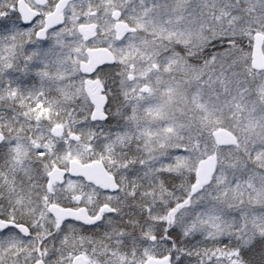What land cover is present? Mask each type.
Returning a JSON list of instances; mask_svg holds the SVG:
<instances>
[{"label": "snow or ice", "instance_id": "obj_1", "mask_svg": "<svg viewBox=\"0 0 264 264\" xmlns=\"http://www.w3.org/2000/svg\"><path fill=\"white\" fill-rule=\"evenodd\" d=\"M0 264H264V0H0Z\"/></svg>", "mask_w": 264, "mask_h": 264}, {"label": "water", "instance_id": "obj_2", "mask_svg": "<svg viewBox=\"0 0 264 264\" xmlns=\"http://www.w3.org/2000/svg\"><path fill=\"white\" fill-rule=\"evenodd\" d=\"M257 63H258V64L262 63V61H261V59H260L259 56H258V58H257Z\"/></svg>", "mask_w": 264, "mask_h": 264}]
</instances>
